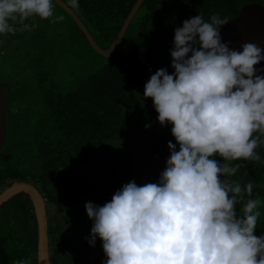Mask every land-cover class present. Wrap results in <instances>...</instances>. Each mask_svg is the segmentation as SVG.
I'll return each mask as SVG.
<instances>
[{
    "label": "trees",
    "instance_id": "16d2710c",
    "mask_svg": "<svg viewBox=\"0 0 264 264\" xmlns=\"http://www.w3.org/2000/svg\"><path fill=\"white\" fill-rule=\"evenodd\" d=\"M136 2L78 0L79 8L73 10L96 42L107 49ZM249 3L264 5V0H145L110 57L93 49L73 18L56 2L54 8L74 26L69 34L52 30L48 20H28V24L39 25L30 37L37 41L22 47L23 57H17L11 47L13 41L24 39L22 31L1 37L0 67L11 64L15 76H0L7 87L0 108V193L15 181L32 182L51 211L57 210L51 226L56 236L52 243L54 264H103L107 257L102 241L93 249L86 246V237L79 249L71 244L76 240L72 226L85 225L86 236L90 235L93 221L85 204L103 206L133 180L139 186L159 182L170 157L168 142L176 141L172 125L159 124L153 100L144 98L143 93L158 69L166 68L169 74L174 71L170 50L175 29L197 15L205 21L214 13L227 20L234 18ZM76 34L83 44L75 53ZM70 39L74 44L68 43L69 52L74 51L72 55L82 62L78 68L85 72L75 79L61 80L52 61ZM6 47L11 51L3 56ZM12 117L28 124L32 142L27 140L23 147L5 146L7 123ZM257 152L261 156L258 162H233L241 165L234 179L242 184L251 181L253 196L264 198V146ZM240 207L237 205L238 211ZM260 211L255 235H264V208ZM33 212L24 192L0 205V264L19 260L38 264Z\"/></svg>",
    "mask_w": 264,
    "mask_h": 264
},
{
    "label": "clouds",
    "instance_id": "9594fccd",
    "mask_svg": "<svg viewBox=\"0 0 264 264\" xmlns=\"http://www.w3.org/2000/svg\"><path fill=\"white\" fill-rule=\"evenodd\" d=\"M66 7L78 9V0ZM36 18L64 16L54 0H0V35L32 31L39 25L26 21ZM227 23L219 13L183 21L170 50L174 71L158 69L145 84L144 98L162 127L172 125L176 144L168 142L158 183L133 180L103 206L85 204L93 221L86 239L92 247L102 241L103 264H264V235L254 234L262 201L251 181L234 179L241 165L233 164L261 160L264 70L255 66L264 49L253 42L231 49L221 36Z\"/></svg>",
    "mask_w": 264,
    "mask_h": 264
},
{
    "label": "water",
    "instance_id": "95a60500",
    "mask_svg": "<svg viewBox=\"0 0 264 264\" xmlns=\"http://www.w3.org/2000/svg\"><path fill=\"white\" fill-rule=\"evenodd\" d=\"M145 0H137L134 4L131 12L126 18L122 29L120 30L118 36L112 43V45L105 49L102 48L94 39L91 32L85 26L84 22L78 16V14L73 10L66 7V2L63 0H54L58 5H60L76 22L80 30L83 32L87 38L89 44L96 50L99 54L104 57H110L117 49L120 44L130 22L134 18L140 6ZM228 23L224 25L221 29L222 41L229 43L231 49H236L242 51L241 45L246 42L257 43L262 49H264V5L261 3H249L243 6L239 14L231 19L227 20ZM3 35H0V43L2 41ZM259 70H264V60H262L258 65L255 66ZM258 75H264V71H258ZM6 86L3 81H0V108L2 96L5 95ZM1 110V109H0ZM24 192L29 195L30 200L33 205V213L36 218L37 225V261L38 264H51L50 260V237H49V224L47 216V201L42 192L37 188V186L31 184L27 181H15L4 191L0 193V205L10 200L15 195ZM90 236V235H89ZM88 236V237H89ZM101 240L97 237L95 246L89 245L87 239L85 241L86 246L92 249L99 246Z\"/></svg>",
    "mask_w": 264,
    "mask_h": 264
},
{
    "label": "rangeland",
    "instance_id": "374dc122",
    "mask_svg": "<svg viewBox=\"0 0 264 264\" xmlns=\"http://www.w3.org/2000/svg\"><path fill=\"white\" fill-rule=\"evenodd\" d=\"M55 14L56 15H63L64 19L59 21V22H57V23H51L52 30L55 31L57 29L58 30L57 32H59V33H62V32L64 33L65 32L64 34H69V31L74 30V26H73L72 22H70V20L64 14H61L58 9H55ZM38 19L39 18H36L35 20L37 21ZM17 27H19V26L17 25ZM35 30H36V28L34 30H32V31H35ZM32 31H22L24 33L23 34L24 35V39L21 38V39H19L17 41L15 40V41L12 42L11 47L15 49V53L16 54L15 53L14 54L17 57H20V56L23 57L21 51H22V47L24 45L29 44V43H35L37 41L36 38L30 39V37L32 35ZM74 40H75L74 43L76 45L74 47L73 46L72 47H73V50L76 53L77 48L82 46L83 41L81 40V38H79V36L77 34H76ZM68 43L70 45L74 44L72 39L67 41V44L62 47L63 51L56 58V61L55 62L52 61V64H53L52 68L58 70L61 80H63L64 78L75 79L77 76H79V75L81 76L85 72V69H79L78 68V66H80L82 64V62L78 60V58L75 56V54L72 55V53L74 52L72 49H71L72 52H69ZM6 44H7V42H6ZM2 45L3 44L1 43V48L4 47ZM10 51L11 50L8 49V48L5 49V52H4L3 56H5V54L7 52H10ZM6 73L9 76L10 75L11 76L12 75L15 76L14 70L11 69V64H7V65H5L3 67H0V76H6L7 75ZM72 73H73V75L71 77ZM28 132H29V126L24 120L21 121L17 117H12V119H10V121L7 123V133H8V135H7V138H6L7 142H6L5 146L11 147V146H14L16 144V145H19V146L22 145V147H23V146H25L24 144H25V142L27 140L29 142H32V139L30 138V135H29ZM27 155H30V153L27 154ZM262 200H264L263 197H261V201ZM261 207L264 208L263 205H261ZM56 212H57V210L52 212L54 217L57 216ZM70 228L74 229L73 233H74V237L76 238V240H74L71 244L75 248H78V247H80L79 243H81V241L85 237H87L86 235H88L87 234V227L85 225L79 224L76 227L72 226ZM256 236H261V234H256ZM73 250H75V249H73ZM84 252L85 251L81 252V253H83L82 254L83 258L86 257V256H84L85 255Z\"/></svg>",
    "mask_w": 264,
    "mask_h": 264
},
{
    "label": "flooded vegetation",
    "instance_id": "af4514ba",
    "mask_svg": "<svg viewBox=\"0 0 264 264\" xmlns=\"http://www.w3.org/2000/svg\"><path fill=\"white\" fill-rule=\"evenodd\" d=\"M39 189V188H38ZM40 190V189H39ZM47 201V200H46ZM54 210L51 211V208H50V204L48 203L47 201V216H48V224H49V237H50V260H51V264H54L53 263V257H52V254H53V247H52V243H54V241L56 240V236L55 234H53V229L51 228L52 224H53V221L55 220V217L53 215V212Z\"/></svg>",
    "mask_w": 264,
    "mask_h": 264
}]
</instances>
